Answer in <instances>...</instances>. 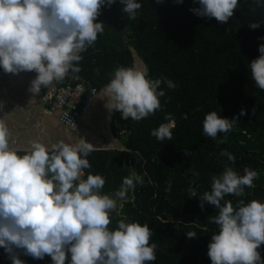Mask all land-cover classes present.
<instances>
[{
	"label": "clouds",
	"instance_id": "1",
	"mask_svg": "<svg viewBox=\"0 0 264 264\" xmlns=\"http://www.w3.org/2000/svg\"><path fill=\"white\" fill-rule=\"evenodd\" d=\"M193 2L199 4V8L190 9L194 14L226 24L239 0ZM114 3L116 0H0V68L14 75L34 71L37 75L29 88L34 95L54 82L62 83L69 71H81L80 54L95 45L105 28L102 22H96L100 10ZM120 3L128 18L135 20L142 5L136 0ZM253 3L264 7V0ZM249 27L259 28L260 23H251ZM258 51L260 55L251 61L250 72L256 87L264 91V44ZM148 75L146 66H118L104 86L105 107L110 112H120L126 121L154 115L161 108L159 97L165 95L161 84L172 90L177 85L166 77L151 80ZM244 114L241 110L240 115ZM165 120L168 122L150 133L160 142L171 140L175 127L171 114ZM68 121L74 128L72 121ZM236 123L237 118L229 120L216 111L209 112L203 120V135L224 144L227 136L217 139L218 134L232 131ZM14 143L5 119H0V248L12 264H25L19 258L21 253L35 260L50 257L52 264L156 261L157 245L150 244L149 225L130 221L123 214L124 204L134 200L129 192L143 183V177L134 168L118 190L105 194V179L101 175L89 172L84 178V170L91 168L87 157L94 150L85 140L79 139L75 144L59 140L49 145L37 139L30 142L23 155ZM220 155L235 160L227 150ZM243 173L239 175L225 166L220 175L211 178V190L199 196L201 208L207 203L219 210L209 218L210 223L218 226L208 244L211 264H264L258 251L264 245V203L239 200L234 207L225 200L228 195L241 197L245 188L254 187L258 172L245 167ZM198 176L193 172L188 189L191 198L197 197L191 185ZM112 214L119 217L114 229L109 228ZM186 237L193 239L196 233L187 232Z\"/></svg>",
	"mask_w": 264,
	"mask_h": 264
},
{
	"label": "trees",
	"instance_id": "2",
	"mask_svg": "<svg viewBox=\"0 0 264 264\" xmlns=\"http://www.w3.org/2000/svg\"><path fill=\"white\" fill-rule=\"evenodd\" d=\"M136 2L142 8L135 20L128 18L120 0L110 8H101L96 22H102L105 28L98 34L96 51L108 57L110 63V59L123 61V55L132 50L147 67L148 79L166 77L177 87L172 90L161 84L160 90L165 92L159 97L161 108L146 119L126 121L115 111L110 135L106 136L124 147H96L87 157L91 168L84 170L85 176L89 172L101 175L105 179L102 193L107 194L118 190L134 168L143 183L129 192L134 200L124 204L123 214L130 221L149 225L150 244L157 245L156 261L152 264H211L208 244L218 226L209 218L219 210L207 203L201 208L199 200L211 190V178L220 175L225 166L239 175L244 174L245 167L251 168L259 174L254 187L245 188L241 197L228 195L225 200L234 207L239 200L264 203V91L256 87L250 72V63L258 58V48L264 44V7L253 0H239L234 15L224 24L190 11L199 8L193 0ZM251 23H260V27L252 29ZM83 53L88 56L84 58L82 76L101 93L110 81L106 72L111 69L101 70L95 64L98 54ZM241 110L244 115H240ZM212 111L229 120L237 118L232 131L218 134L217 139L227 136L224 144L203 135L204 117ZM91 114L81 121V130L87 127ZM168 114L175 122L172 139L157 141L150 135L151 130L167 123ZM223 150L235 157L234 162L220 155ZM193 172L199 173L191 185L197 191L195 198L188 192ZM112 215L110 229L116 227L119 219ZM187 232H195L196 237L188 239ZM258 251L264 259V245ZM31 261L52 264L47 256Z\"/></svg>",
	"mask_w": 264,
	"mask_h": 264
},
{
	"label": "rangeland",
	"instance_id": "3",
	"mask_svg": "<svg viewBox=\"0 0 264 264\" xmlns=\"http://www.w3.org/2000/svg\"><path fill=\"white\" fill-rule=\"evenodd\" d=\"M87 53L94 54V55L98 54L96 55L97 57L99 56L97 59V66L100 65L101 70L111 69L110 71L106 72L107 81L111 79V73H113L114 70L118 66H123V67L135 66L137 68H141V69L143 68V63L135 56L132 50H130V52L128 50L127 53L123 55L124 56L123 61H121L120 59L117 61L115 59H110V63H107L106 59H108V57L105 58L102 52L96 51L95 46L89 47L87 50ZM98 60L100 61V63H98ZM0 76L7 77L8 81L11 80V75L9 73L4 72V73H1ZM24 93H26L25 88L22 89L19 95L16 94V97H18L16 99H23V96L25 97ZM11 96H14V95H11ZM3 98H4V95H3ZM32 100L35 101V104L33 103V101H31L30 103L27 101V103H28V106L32 108L35 106L36 112L34 113V115H36L37 112L39 113L40 110H44L42 105L40 104L41 100L36 95L32 96ZM105 100H106V94L103 89V91H101V93H99L98 95L96 104L91 112L92 114L89 120L87 121V127H85V130L90 132V134L88 135H85L82 133L83 130H81V127L79 130V133H74V132L71 133L70 131L64 129L59 123H56L57 119L55 116H49L50 118L48 117L44 118L43 124H40L41 127L42 125H46V127H44V131L36 130L35 126H32L34 117H28V115H24L19 118V121L23 123L24 125V129L19 128V127H16L15 129L11 128V131H10L11 139L12 141L16 142L17 146L25 145L24 149L29 147V144L31 141L37 140V139L49 145L59 140H64L66 143L75 144V143H79L80 135H82L84 139L89 141V143L92 142L93 139H97V141L100 142V145L96 146L97 148H100L101 145H104L102 147H107V146L116 147V148L124 147L123 144L119 143L118 141H115L113 138L108 139L106 136V135H110V120L107 119L108 116L110 115H108L109 110L105 107V103H106ZM5 101L10 103L8 98ZM22 111L23 110H19L18 115L21 116L23 113ZM27 112L28 111L26 110V113ZM114 112L115 111H113V114ZM64 130L66 131L65 136L63 135ZM13 146L18 148L15 144Z\"/></svg>",
	"mask_w": 264,
	"mask_h": 264
},
{
	"label": "built area",
	"instance_id": "4",
	"mask_svg": "<svg viewBox=\"0 0 264 264\" xmlns=\"http://www.w3.org/2000/svg\"><path fill=\"white\" fill-rule=\"evenodd\" d=\"M77 76L79 77L78 79L76 78ZM98 94V89L90 86L82 74H73L69 71L62 83L54 82L48 88L42 89L41 105L46 114L56 115L59 124L63 128L77 133L81 121L87 119L92 112ZM67 113H69L68 118L66 116ZM68 119L72 121L74 128ZM19 258L25 264H33L32 258L29 256L21 253ZM0 264H12L3 248H0ZM66 264H68V261H66Z\"/></svg>",
	"mask_w": 264,
	"mask_h": 264
},
{
	"label": "crops",
	"instance_id": "5",
	"mask_svg": "<svg viewBox=\"0 0 264 264\" xmlns=\"http://www.w3.org/2000/svg\"><path fill=\"white\" fill-rule=\"evenodd\" d=\"M85 55L88 56L87 54L81 53L82 60L78 64V66L81 69V71L78 72L80 74H82V72L85 71V66H86V62L84 60ZM92 59H95V58H92ZM95 64L97 65V62H95ZM1 73H4V72H1ZM10 75H11L10 81L7 80V77L0 76V96H1L0 97V103H2V108H0V119H3V118L5 119V122L7 123L9 130L11 131V128L15 129L16 127L24 129V125H23V123H21L19 121V118L24 116V115H28V117H34V121L32 123V126H35L36 130L44 131V127H46V125H42V127L40 126V124H43L44 118H46V117L50 118L49 116H55L56 117V115H48L43 110H40L39 113L37 112L36 115H34V113L36 112L35 106L33 108L28 106L27 101L29 103L31 101H33L32 96H34V94H32L29 91L30 84H31V81L36 77L37 74L33 71V72H21L18 75H14V74H10ZM23 88H25V90H26V93H24L25 97L23 96V99H16V98H18V97H16V94L19 95V93H21ZM42 89H41V92L38 95H36L39 99H41ZM3 95H4V98H3ZM11 95H14V96H11ZM5 97L8 98L10 103L5 101L7 99ZM22 100H24V101H22ZM33 103L35 104V101H33ZM19 110H23L22 111L23 113L21 116L18 115ZM26 110L28 111L27 113H26ZM108 115H110V116H108L107 119L110 120V122H111V120H112L111 116H113V112L108 111ZM56 119H57V117H56ZM56 123H59L58 120L56 121ZM82 129L85 130L84 128H82ZM65 132L66 131L64 130V132H63L64 136H65ZM87 133H88V131H86L83 134L87 135ZM83 138L84 137L82 136V139ZM86 142L89 143V141H87V140H86ZM14 144L17 146L16 142ZM90 144H92L94 149H95L97 144L100 145V142H98L97 139H93V141L90 142ZM24 146L25 145H18L17 147H18V149L23 151Z\"/></svg>",
	"mask_w": 264,
	"mask_h": 264
}]
</instances>
